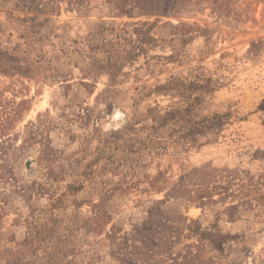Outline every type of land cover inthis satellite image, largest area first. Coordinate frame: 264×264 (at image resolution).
Returning a JSON list of instances; mask_svg holds the SVG:
<instances>
[{
  "label": "rangeland",
  "instance_id": "obj_1",
  "mask_svg": "<svg viewBox=\"0 0 264 264\" xmlns=\"http://www.w3.org/2000/svg\"><path fill=\"white\" fill-rule=\"evenodd\" d=\"M170 79L181 83L155 91ZM0 97L29 99L0 142V252L49 222L37 264L66 237L74 264H264V0H82L57 13L0 0ZM103 207L110 223L84 235Z\"/></svg>",
  "mask_w": 264,
  "mask_h": 264
},
{
  "label": "trees",
  "instance_id": "obj_2",
  "mask_svg": "<svg viewBox=\"0 0 264 264\" xmlns=\"http://www.w3.org/2000/svg\"><path fill=\"white\" fill-rule=\"evenodd\" d=\"M15 6H23L29 9H32L35 12L40 13H54L59 12L60 6L62 2H65L67 6H75L78 5L82 0H11ZM109 1V0H108ZM114 7H116L120 12L124 14H129L130 11L133 9L132 6L126 8L122 4V1H115L113 3ZM122 5V6H119ZM99 46H96V50ZM181 83L178 80L170 79L165 83H161L155 86V91H166L169 89H173L179 86ZM183 85V84H181ZM29 99H20L18 101L12 98H2L0 97V142L5 141L4 139L8 137L9 131L12 128L14 122L20 117V113L22 110H27L29 108ZM175 110H166L163 114L159 111H155L152 119L154 121L153 126H144V128H148V130H157L158 127L162 126L175 114ZM225 113L221 114H214L209 115L207 117L199 119L196 123L192 125L188 131L191 130H198V135L204 132V129L211 127L218 123L220 120L219 118L224 115ZM135 121V120H133ZM136 122L128 121L122 128V130H128L134 125ZM185 137V133L178 134L177 138L179 140ZM171 138V136L169 137ZM161 144L160 142H158ZM165 145H168L165 143ZM161 179L159 177H155L152 182H150V187L153 191L158 192L161 191L163 188V184H161ZM158 203L165 204L167 200H159ZM104 208V207H103ZM112 219V213L106 210L105 208L99 211L94 212L90 217L86 218L82 225L79 226L83 228L80 230L83 232L84 235L91 234L96 235L100 233L108 223H110ZM57 226L55 224L45 222L38 226L28 228V236L24 238L21 242L23 246L16 249L13 252H8L7 254L4 253L2 250L0 252V264H37L35 261L38 258L37 255L33 256L36 252H34L40 246H43L49 237L55 236V232L57 230ZM186 228L196 232L199 234L201 238L211 239L212 242H216L222 238L221 234L216 230H210L206 233L203 230L199 231L198 223L196 221L191 222L190 224L185 225ZM71 230H75V228L70 227ZM115 229L114 226L111 224V230L109 233H106L105 236L107 238H111L115 236L114 233ZM133 246V244H132ZM75 246L71 244L69 238L66 237L64 239L57 238V240L50 246V252L46 253L43 260L47 264H74L70 259H67L68 253L73 251ZM126 257H120L119 261L125 264ZM41 259L38 258V261ZM131 264V263H130Z\"/></svg>",
  "mask_w": 264,
  "mask_h": 264
}]
</instances>
